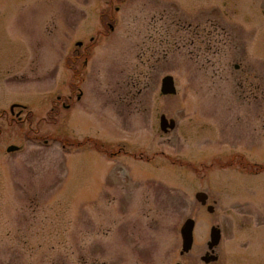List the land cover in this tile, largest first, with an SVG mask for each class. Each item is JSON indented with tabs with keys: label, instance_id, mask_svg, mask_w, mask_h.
<instances>
[{
	"label": "rangeland",
	"instance_id": "obj_1",
	"mask_svg": "<svg viewBox=\"0 0 264 264\" xmlns=\"http://www.w3.org/2000/svg\"><path fill=\"white\" fill-rule=\"evenodd\" d=\"M178 263L264 264V0H0V264Z\"/></svg>",
	"mask_w": 264,
	"mask_h": 264
},
{
	"label": "water",
	"instance_id": "obj_2",
	"mask_svg": "<svg viewBox=\"0 0 264 264\" xmlns=\"http://www.w3.org/2000/svg\"><path fill=\"white\" fill-rule=\"evenodd\" d=\"M82 43H78L79 46H81ZM161 92L164 95H174L177 93L175 81L172 76H166L162 80V86H161ZM176 127V123L174 120H168L165 115L161 116L160 119V129L164 133H168L170 131H173ZM19 150L18 146L11 145L7 149V153H13ZM208 195L206 193L199 192L196 195V200L203 206L207 205L208 202ZM207 210L209 213H214L215 207L213 205L207 206ZM195 220L194 219H188L185 224L183 225V228H181V236L183 240L182 245V251L181 255H185L189 253L194 244V230H195ZM222 238L221 229L218 227H212L211 233H210V242L208 243L209 250H211L213 253L215 252V248L219 246ZM218 260V257H216L214 254L210 255L208 254L206 257L204 256L202 258V261L205 263H211ZM179 264V263H178Z\"/></svg>",
	"mask_w": 264,
	"mask_h": 264
},
{
	"label": "flooded vegetation",
	"instance_id": "obj_3",
	"mask_svg": "<svg viewBox=\"0 0 264 264\" xmlns=\"http://www.w3.org/2000/svg\"><path fill=\"white\" fill-rule=\"evenodd\" d=\"M39 45H41V43ZM25 108L26 107L24 105L20 104V103H13L11 105V108H10L11 117L14 118V119L17 118V119L20 120L21 116L23 114L22 112L24 111ZM16 110H18V113H16Z\"/></svg>",
	"mask_w": 264,
	"mask_h": 264
},
{
	"label": "trees",
	"instance_id": "obj_4",
	"mask_svg": "<svg viewBox=\"0 0 264 264\" xmlns=\"http://www.w3.org/2000/svg\"><path fill=\"white\" fill-rule=\"evenodd\" d=\"M97 145H98V144H96V146H97ZM96 148L100 150V149H102V148H103V146H102V145H100V147H96ZM253 166H255V165H252V167H253Z\"/></svg>",
	"mask_w": 264,
	"mask_h": 264
}]
</instances>
